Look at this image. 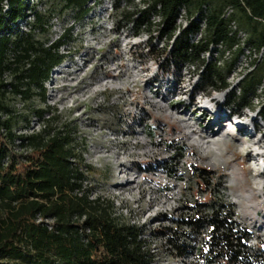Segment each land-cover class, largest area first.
I'll return each mask as SVG.
<instances>
[{"label":"rangeland","instance_id":"374dc122","mask_svg":"<svg viewBox=\"0 0 264 264\" xmlns=\"http://www.w3.org/2000/svg\"><path fill=\"white\" fill-rule=\"evenodd\" d=\"M209 3L213 10L227 6L218 0ZM30 4L49 22L45 32H35L38 40L52 42L69 34L60 50L66 54L62 73L53 74L45 85L48 104L62 113L63 122L76 128L82 146L79 152L90 168V183L114 202L120 219L143 230V240L155 254L156 264H180V252H189L186 260L190 264H208L203 252L208 251L210 225L202 223L197 228L196 221L210 212L209 207L226 206L252 240L264 239V157L256 160L258 155L253 152L258 151L254 142L262 139L260 151L264 154V82L252 110L240 111L237 103L243 78L232 72L227 76L230 89L215 93L201 79L198 65L179 64L169 56L154 57L152 53H162L167 47L157 39L155 29L154 40L149 41L147 33L134 35L121 27L133 13V5L122 2L116 9L113 0H94L90 12L78 19V10L66 7L65 0H31ZM195 10L192 7L193 13ZM236 18L253 39L240 13ZM211 49L206 60L220 62L226 73L234 52L229 54L217 46ZM166 93V104L177 105L176 111L151 105ZM212 99L216 107L203 112L201 107ZM180 103H191L189 111ZM29 107L43 108V102L33 97ZM196 109L199 111L192 116ZM216 110L227 117L209 131L219 119ZM232 112L256 121L249 122L252 127L248 125L249 130L241 133L228 120ZM185 119H201L200 129L208 136L222 129L219 137H226V143L202 148L198 134L183 127ZM250 137L252 142L246 143ZM132 181L126 188L119 187Z\"/></svg>","mask_w":264,"mask_h":264},{"label":"trees","instance_id":"16d2710c","mask_svg":"<svg viewBox=\"0 0 264 264\" xmlns=\"http://www.w3.org/2000/svg\"><path fill=\"white\" fill-rule=\"evenodd\" d=\"M92 1L65 3L66 7H75L78 19H83ZM210 1L113 0L116 9L122 2L133 5L123 29L134 35L147 33L149 41L154 40L155 29L158 40L167 47L172 44L171 51L166 47L162 53H152L154 57L169 56L179 64L198 65L201 79L213 92L224 93L231 87L227 76L242 53L235 51L237 35L230 33L229 24L236 21L247 33L236 18L240 13L243 25L252 32L253 39L248 33L249 45L264 50V0H218L227 6L215 10ZM30 2L0 0V264H7L2 260L28 264H151L153 257L141 238L142 229L120 219L111 199L102 195L92 198L95 189L84 186L90 168L79 152L82 146L77 130L63 122L62 113L48 104L45 87L52 71L66 58L60 50L68 43L69 34L52 42L38 40L35 32H45L49 22L31 8ZM182 6L190 16L204 6L208 8L207 29L200 40L194 39L199 31L196 22L177 36V15ZM192 7H196L194 13ZM227 7L234 9L231 18H223ZM28 15H33L29 32L14 27ZM212 46L234 52L226 73L220 62L206 60ZM263 82L264 59L241 80L240 111L252 110ZM33 97L43 102V108L29 107ZM33 118L41 122V132L19 135V129H28ZM17 148L29 153H18ZM209 209L196 221L197 228L202 223L210 225L204 259L210 264L215 259L237 264L240 250L234 241H243L245 231L226 206Z\"/></svg>","mask_w":264,"mask_h":264},{"label":"built area","instance_id":"2783aa9c","mask_svg":"<svg viewBox=\"0 0 264 264\" xmlns=\"http://www.w3.org/2000/svg\"><path fill=\"white\" fill-rule=\"evenodd\" d=\"M7 4L8 3L6 1L4 3L5 12L9 11ZM233 14H234V9L232 7H227L224 10L223 18H231ZM207 15H208V8L206 6L196 11L192 16L189 15L187 8L185 6H182L179 9L177 15V31H176L177 36H179L183 30L189 28L193 22H196L199 25V31L195 33L194 39L195 41L200 40L204 36V32L207 29V18H206ZM32 20H33V15H28L25 19L18 20L17 24L14 25V27L17 26L23 32H29L31 29L30 24ZM229 30L231 34L237 35L238 45L235 47V51L238 49L242 51L241 56L238 59L239 60L238 64H236L233 70V74H236V76L241 79L244 78L246 75L255 71L257 64L263 61L264 50H257L249 45L248 33L244 32L242 29H239L238 23L236 21H231V23L229 24ZM61 49H63V47ZM230 52L231 51H229L228 53L230 54ZM64 66L65 64L63 62L52 71L51 76L58 72L62 73L61 68ZM51 76L50 79L46 82L47 84L51 82ZM17 106L19 108L22 107L20 103ZM41 125H42L41 122L37 118H33L29 124V128L19 129L18 133L19 135H29V134L41 132L42 130ZM16 152L24 155L29 153V151H25L20 148H17ZM84 186L89 188L93 187L92 184L90 183V179L84 182ZM96 195H101V194H99L97 190H95L92 198H95ZM38 221L41 222L40 219ZM48 223H51V221H48ZM260 229L262 228L260 227ZM242 235L245 236L243 241H234V244H236L238 246V249L240 250V256L236 260L237 264H264V239L252 240L253 236L246 233V231L243 232ZM141 238L142 239L144 238V233L142 234ZM147 248H149L153 257L151 264H156L157 262H156L155 254L153 253L150 247ZM189 255H190L189 252H185L184 254H181L180 252V256L177 260L178 263L190 264L186 260V258H188ZM205 261L207 260L205 259ZM208 264L210 263L208 262ZM212 264H227V263H225L222 259H215V263Z\"/></svg>","mask_w":264,"mask_h":264},{"label":"bare ground","instance_id":"6f19581e","mask_svg":"<svg viewBox=\"0 0 264 264\" xmlns=\"http://www.w3.org/2000/svg\"><path fill=\"white\" fill-rule=\"evenodd\" d=\"M152 94H158V91L157 92H151ZM172 93H174V92H172ZM169 95V93H166L165 94V97L162 99V100H157V101H152L151 102V105L153 106V107H155V108H157L158 110H170V111H176V107H178L177 105H175V106H173V104H171V105H167L166 104V102L168 101V99H166L167 98V96ZM212 102H214V100L212 101ZM205 104H208V103H205ZM178 105H180L181 107H184V111H189V106H190V104L189 105H187V106H185V105H183L182 103H180V104H178ZM216 105H219V103H216ZM203 108V107H202ZM196 111L198 112L199 110L198 109H196L195 111H193L192 113V116H195V114H196ZM222 111H223V109H222ZM221 111V113L219 112V113H215V116H218L219 115V119L217 120V122L216 121H213L212 122V125L211 126H209L207 129L209 130V131H211L212 129H213V127L214 126H216V127H218L219 125H217V124H220L222 121H224L225 119L224 118H226L227 116L226 115H224L223 114V112ZM203 112H207L205 109H204V111ZM181 113H184V112H181ZM180 112L178 113V114H181ZM262 113V112H261ZM206 114L204 113V116H205ZM259 115V114H258ZM229 118H230V116H228V120H229ZM213 119V118H212ZM184 122H185V126H183L184 128H189V129H192L193 131H191V133L190 134H192V135H197L198 134V137H199V139L201 140V143L202 144H200L201 146H202V148H204V149H207L212 143H214L215 145H217V146H219L221 143L222 144H225L226 143V137H223L222 136V138L220 139V134H221V130L222 129H220V131H218V132H214V133H212V135L211 136H208L206 133L207 132H205L203 129H200V128H202V120L201 119H198L197 120V122H192L191 120H189V119H185V120H183ZM256 120H254L253 119V122L252 123H254ZM249 122H251V120H249ZM249 122L248 123H245V124H247V125H249ZM251 126V125H250ZM256 126V125H255ZM254 126V127H255ZM252 127V126H251ZM258 127H259V125L257 126V128L256 129H258ZM175 128L176 129H178L176 126H175ZM198 129H200V130H198ZM255 129V130H256ZM244 130H246V129H239V131L241 132V133H243L244 132ZM253 132H254V130H252ZM251 136H253V135H251ZM251 139V140H250ZM250 139H248V140H246V143H250V142H252V137H250ZM222 141V142H221ZM262 139H259L257 142H254V146L255 147H257L258 148V151H260L261 149H263L262 148V146H261V143H262ZM243 143H244V141H243ZM148 147H151L152 146V143L151 144H146ZM262 151V150H261ZM97 152H98V150H97ZM206 152H208V151H206ZM254 153H256V151H253ZM102 153V152H101ZM103 154V153H102ZM248 154H251L250 152L248 153ZM259 154V153H258ZM115 155V154H114ZM262 156V155H261ZM259 157H260V155H259ZM263 157H264V154H263ZM123 164H124V162H123ZM122 163H121V166L123 165ZM121 166H119V167H121ZM263 166V165H262ZM130 181V180H129ZM134 181V180H133ZM133 181L132 182H128V183H122V185L120 184L119 185V187L122 189L123 187L124 188H126V186H129L131 183H133ZM135 182V181H134ZM124 184V185H123ZM118 187V186H117ZM163 189V188H162ZM164 189H166V188H164ZM263 189H264V187L262 188V194L264 195V192H263ZM167 197V196H166ZM168 199H171V197H167ZM157 200V198H155L153 201H156Z\"/></svg>","mask_w":264,"mask_h":264}]
</instances>
